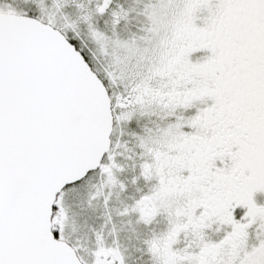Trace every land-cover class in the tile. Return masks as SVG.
<instances>
[{"label":"snow or ice","instance_id":"6c2138e0","mask_svg":"<svg viewBox=\"0 0 264 264\" xmlns=\"http://www.w3.org/2000/svg\"><path fill=\"white\" fill-rule=\"evenodd\" d=\"M0 264H264V0H0Z\"/></svg>","mask_w":264,"mask_h":264}]
</instances>
